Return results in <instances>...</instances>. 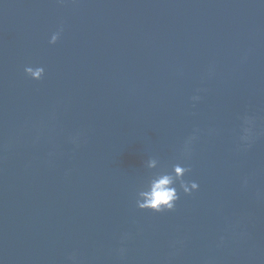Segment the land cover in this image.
Listing matches in <instances>:
<instances>
[{
	"label": "water",
	"instance_id": "1",
	"mask_svg": "<svg viewBox=\"0 0 264 264\" xmlns=\"http://www.w3.org/2000/svg\"><path fill=\"white\" fill-rule=\"evenodd\" d=\"M0 264H264V0H0Z\"/></svg>",
	"mask_w": 264,
	"mask_h": 264
},
{
	"label": "clouds",
	"instance_id": "2",
	"mask_svg": "<svg viewBox=\"0 0 264 264\" xmlns=\"http://www.w3.org/2000/svg\"><path fill=\"white\" fill-rule=\"evenodd\" d=\"M62 29L54 32L48 41L49 44H55L60 36ZM26 76L32 80H40L44 75L42 66H25L23 69ZM199 91V90H198ZM193 101L200 99L199 95H194L191 98ZM243 135L240 136L242 142H247L251 135L252 120L248 117L244 118ZM197 139L196 130L188 136L183 144L180 152L182 160L186 161L191 156V146L194 140ZM144 167L148 170V175L141 186L135 193V205L140 210H149L155 213L168 212L174 209L179 192L182 191L185 195H190L198 190V183L191 180H185L186 174L191 169L184 163L176 162L170 167L162 165L158 158L149 157L144 162ZM121 253L123 249L120 250Z\"/></svg>",
	"mask_w": 264,
	"mask_h": 264
}]
</instances>
